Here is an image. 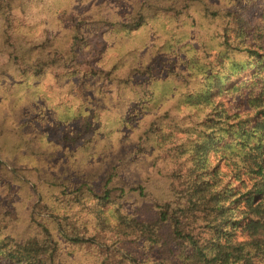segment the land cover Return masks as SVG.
Returning <instances> with one entry per match:
<instances>
[{
  "label": "trees",
  "instance_id": "16d2710c",
  "mask_svg": "<svg viewBox=\"0 0 264 264\" xmlns=\"http://www.w3.org/2000/svg\"><path fill=\"white\" fill-rule=\"evenodd\" d=\"M139 2L119 30L151 25L161 42L142 63L117 64L107 75L132 92L118 122L139 121L128 125L138 130L131 137L138 152L169 151L176 184L154 201L142 184L117 185L113 174L99 189L68 179L36 187L0 157L5 192L28 188L37 230L16 238L0 212V264H264V0ZM12 59L28 66L20 73L60 65ZM158 64L166 76L156 74ZM159 87L181 89L174 109L183 115L153 113L166 95H155Z\"/></svg>",
  "mask_w": 264,
  "mask_h": 264
},
{
  "label": "rangeland",
  "instance_id": "374dc122",
  "mask_svg": "<svg viewBox=\"0 0 264 264\" xmlns=\"http://www.w3.org/2000/svg\"><path fill=\"white\" fill-rule=\"evenodd\" d=\"M5 1L0 0V157L7 168L15 167L36 187L68 179L99 189L113 174L114 181L120 178L117 185L142 184L149 201L165 199L176 184L168 175L176 167L169 162L170 153L137 151L131 137L138 130L131 126L139 121L118 122L119 114L133 106L132 92L118 90L116 80L107 75L117 64L142 63L161 42L151 25L129 34L119 30L141 0H15L12 8L2 4ZM258 11L252 8L254 14ZM43 43L46 49L40 53ZM8 52L18 58H58L60 65L38 74L29 69L20 73L28 66H14L17 60ZM155 72L166 76L167 68L158 64ZM116 74L125 72L120 68ZM178 90L170 93L168 87H159L155 95H166L153 113L183 115L174 109ZM240 102L232 100L233 107ZM1 173L0 179L8 180ZM12 190L5 192L0 182V212L7 215V231L16 238L33 235L37 230L28 221L33 205L28 188Z\"/></svg>",
  "mask_w": 264,
  "mask_h": 264
}]
</instances>
